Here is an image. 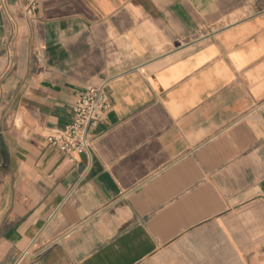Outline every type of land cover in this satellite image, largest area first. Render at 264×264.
Here are the masks:
<instances>
[{"label":"crops","instance_id":"obj_1","mask_svg":"<svg viewBox=\"0 0 264 264\" xmlns=\"http://www.w3.org/2000/svg\"><path fill=\"white\" fill-rule=\"evenodd\" d=\"M0 264H264V0H0Z\"/></svg>","mask_w":264,"mask_h":264},{"label":"built area","instance_id":"obj_2","mask_svg":"<svg viewBox=\"0 0 264 264\" xmlns=\"http://www.w3.org/2000/svg\"><path fill=\"white\" fill-rule=\"evenodd\" d=\"M27 15H31L41 0H22ZM108 82L89 88L81 95L73 109V119L61 131H55L47 137L49 145L57 147L67 155L76 152L91 153L93 139L91 129L101 123L111 109L107 93Z\"/></svg>","mask_w":264,"mask_h":264}]
</instances>
